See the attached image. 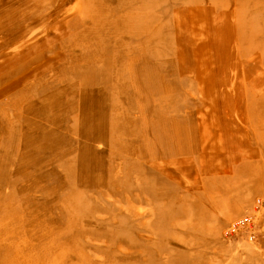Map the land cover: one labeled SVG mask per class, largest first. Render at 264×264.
I'll return each mask as SVG.
<instances>
[{"label": "rangeland", "instance_id": "374dc122", "mask_svg": "<svg viewBox=\"0 0 264 264\" xmlns=\"http://www.w3.org/2000/svg\"><path fill=\"white\" fill-rule=\"evenodd\" d=\"M257 199L264 0H0V264H264Z\"/></svg>", "mask_w": 264, "mask_h": 264}, {"label": "built area", "instance_id": "2783aa9c", "mask_svg": "<svg viewBox=\"0 0 264 264\" xmlns=\"http://www.w3.org/2000/svg\"><path fill=\"white\" fill-rule=\"evenodd\" d=\"M263 203H264L263 199H257L253 204L254 209H251V211H248L247 213L242 215V217L236 218V220L233 224L228 223L222 232L224 234V236L225 237L227 236L228 239H234V238H237L240 235L244 234V239L248 243L256 244L258 242V238H259V235L256 231L254 232L253 230L249 229L248 227H242L241 229H239L237 231V233H233V231H234L233 229H237L235 224H244V223L249 222L252 219L256 218L255 213L260 211L263 208Z\"/></svg>", "mask_w": 264, "mask_h": 264}, {"label": "bare ground", "instance_id": "6f19581e", "mask_svg": "<svg viewBox=\"0 0 264 264\" xmlns=\"http://www.w3.org/2000/svg\"><path fill=\"white\" fill-rule=\"evenodd\" d=\"M251 221L246 222L244 224H235V226L237 227V229H233V232H237V230L241 229L242 227H247L250 224Z\"/></svg>", "mask_w": 264, "mask_h": 264}]
</instances>
